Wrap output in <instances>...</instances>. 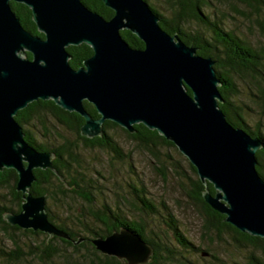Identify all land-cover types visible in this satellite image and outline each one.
<instances>
[{
  "label": "water",
  "instance_id": "obj_1",
  "mask_svg": "<svg viewBox=\"0 0 264 264\" xmlns=\"http://www.w3.org/2000/svg\"><path fill=\"white\" fill-rule=\"evenodd\" d=\"M102 1L113 18L81 0H0V172L13 169L16 190L23 194L21 212L5 215L8 224L70 240L49 220L46 196L30 191L36 169L55 171V155L30 146L15 120L29 104L52 100L84 118L81 135L89 139L103 135L106 121L131 134L139 124L157 131L189 160L204 185H213L214 195L203 192L205 203L240 232L264 238V180L256 169L263 143L235 128L220 109L215 61L167 33L145 0ZM11 2L30 8L44 38L23 27ZM123 30L145 48H132ZM81 44L94 54L73 69L67 48ZM85 101L100 118L86 111ZM91 242L121 264H148L154 254L126 227Z\"/></svg>",
  "mask_w": 264,
  "mask_h": 264
},
{
  "label": "trees",
  "instance_id": "obj_2",
  "mask_svg": "<svg viewBox=\"0 0 264 264\" xmlns=\"http://www.w3.org/2000/svg\"><path fill=\"white\" fill-rule=\"evenodd\" d=\"M81 1L107 20L113 18L115 14L113 10L105 6L102 0ZM145 1L160 17V26L167 33L172 36L177 35L186 45L197 48V54L212 58L215 61L214 68L221 82L219 91L223 99V102L219 103V107L230 124L235 128L243 129L253 138H259L263 143V148L256 153V169L264 180V132L261 129V120L264 118V45L255 47L253 44L242 40L234 32L227 31L222 21L212 19L207 15L205 10L212 4L211 0H165L167 16L153 6L152 0ZM217 1L223 3V1L229 0ZM234 1L248 8L250 12L257 14V17L264 14V0ZM11 7L26 30L44 38L32 19L30 8L16 2H11ZM258 25L264 29V21L258 22ZM195 26H201L202 30L199 31V28H195ZM121 35L132 48H145L144 42L132 32L123 30ZM67 51L71 55L69 63L73 69L80 68L84 61L94 54L93 49L86 44L70 46ZM27 57L32 59L30 53H27ZM239 83L245 84L248 88L250 105L241 100L238 101L241 94L238 87ZM188 92L191 94L190 90ZM84 105L86 111L94 119L100 118L94 105L87 101L84 102ZM256 113L260 116L258 119L259 124L257 123L258 127L256 129H252L249 120ZM15 120L22 126L25 140L30 146L40 152H51L55 155L53 160L55 171L36 169L34 171L36 180L30 191L34 196H46L49 220L70 235V240L50 237L46 233L23 230L18 226L8 224L4 219L5 215L21 212L23 203V194L16 190L18 176L13 169H5L0 172V188L10 182L13 183L11 193L15 202V208L0 207V228L8 235L10 231H19L33 236H42V241H39L33 247V252L34 256L43 264H60V262L73 264L76 261L79 264H121L117 258L99 252L91 241L97 237H106L119 231L122 227L129 228L139 234L153 248L154 254L148 264H184V261H186L183 254L172 250L161 237L148 236L145 226L138 222V219L129 218L123 215L120 209H117L118 211L113 210L106 203L101 210L90 214L93 221L100 227V231L85 230L88 234L86 236L81 235L79 231L76 232L65 223L57 222L52 215L47 205L48 199L52 197V192L62 198L74 195L88 204H93L92 198L88 196V192L83 185L85 180L77 178L80 176V170L78 171L77 168L81 169L79 150L100 148L112 153L117 159H122L124 152L111 134L114 129L121 130L132 142L153 154H155L158 147L163 145L175 150L182 156L189 163L196 176V179L191 180V191L188 195L203 208L205 232H229L235 244L252 249L249 264H264V238L240 232L225 222L224 215L214 211L205 203L203 192L208 189L214 195L216 191L213 185L210 183L204 185L189 160L179 152L172 142L159 135L157 131L149 130L144 125L139 124L135 125L136 132L131 134L118 124L106 121L102 126L103 135L89 139L81 135V127L85 123L84 118L77 113L63 110L52 100H38L29 104L24 110L18 112ZM52 122L72 133L74 141L71 142L61 137L62 143L60 145H52L51 140L55 138V132L51 131L49 127ZM35 130H42V139H38ZM131 189L134 196L133 200L139 204L138 209L142 213L147 215L159 213L156 204L148 197L145 189L136 186H131ZM163 209L165 211L164 223L182 250L196 254L201 252V248L196 247L183 233L177 218L168 210L167 206L163 205ZM11 238L17 246L16 251H18L17 241L13 236Z\"/></svg>",
  "mask_w": 264,
  "mask_h": 264
},
{
  "label": "rangeland",
  "instance_id": "obj_3",
  "mask_svg": "<svg viewBox=\"0 0 264 264\" xmlns=\"http://www.w3.org/2000/svg\"><path fill=\"white\" fill-rule=\"evenodd\" d=\"M164 1L152 0V3L167 16ZM229 1L220 3L211 0L212 4L205 10L206 14L212 19L222 21L227 31L234 32L255 47L264 45V29L258 25V22L264 21V14L257 17V14L250 12L245 6L237 4L234 0ZM195 28L202 30L201 26ZM238 87L241 91L238 101L250 105L248 88L243 83H239ZM259 118L257 113L250 118L249 124L252 129L258 127ZM261 124L264 132V118ZM49 127L55 132V138L51 140L52 145H60L61 137L74 141L72 133L54 122ZM38 130H35V133L38 139H42L43 132ZM111 134L123 150L124 157L117 159L112 153L100 148L80 149L81 169L77 168L78 171L80 170V176H75L85 180L83 185L93 204H88L74 195L62 198L52 192L47 205L57 222L65 223L86 236L88 234L85 230L100 231V227L90 214L98 212L103 205L108 204L113 210L120 209L123 215L138 219V222L145 226L148 236L161 237L172 250L183 254L186 257L184 264L250 263L252 249L235 244L229 232H205L203 208L188 195L191 191V180L196 179V176L182 156L163 145L153 154L132 142L121 130L114 129ZM12 184L10 182L0 188V207L15 208L11 193ZM131 186L145 189L148 197L156 204L159 213L156 215L142 213L138 209L139 204L133 200ZM163 205L167 206L177 218L183 233L196 247L201 248V252L198 254L186 252L175 242L164 223ZM10 235L17 241L18 251ZM42 239V236L19 231H10L8 235L0 228V264H43L33 252V247ZM60 264L67 263L60 262ZM73 264L79 263L76 261Z\"/></svg>",
  "mask_w": 264,
  "mask_h": 264
}]
</instances>
